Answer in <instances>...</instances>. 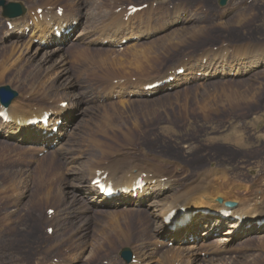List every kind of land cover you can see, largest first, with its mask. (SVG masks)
Listing matches in <instances>:
<instances>
[{"label":"rangeland","instance_id":"374dc122","mask_svg":"<svg viewBox=\"0 0 264 264\" xmlns=\"http://www.w3.org/2000/svg\"><path fill=\"white\" fill-rule=\"evenodd\" d=\"M7 1L22 3L28 10L41 8L42 16L48 4L55 3V7L65 8L66 20H82L76 31L82 36L66 42L50 63H44L42 55L52 49H45L36 59L28 56L3 73L1 67L12 58L13 43L7 38L10 28H6L12 21L2 17L0 8V87L9 86L28 99L49 93L56 101L64 98L67 104L80 102L64 150H56L54 157L55 148L28 147L8 140L7 129L0 131V264H51L53 260L61 264H123L119 254L124 248L144 259L142 264H162L165 250L183 249L180 245L168 247V242L166 249L155 252L154 247L162 243L143 231L140 215L130 217L124 237L110 230L104 214L97 213L99 208L88 206L78 189L77 173L97 155L95 140L117 150L115 156H108L111 159L126 154L155 162L165 159L172 163L169 171L179 166V173L186 175L199 166L222 165L233 176L240 172L248 176L252 181L244 183L249 186L264 177V65L252 72L242 70L248 73L239 78H214L179 87L184 79L174 92L162 94L163 90L152 99H125L117 93L122 87L130 93L126 96L141 97L138 91L146 81L166 76L182 60L199 59L202 53L224 45L240 48L229 57L232 69L238 67V61L245 62V56H249L246 62L259 59L264 64V0H230L226 9L219 7V0H162L167 1V7L164 12L159 8L161 14L149 9L129 19L128 23L137 27L141 24L142 28L127 36L124 34L128 30H117L122 25L120 15L112 17L114 23L109 20L118 1L143 6L152 0ZM176 2L187 8V20L169 28L167 18L175 26L186 11L169 8ZM53 13L56 11L50 15ZM149 31L151 36L138 44L113 47L134 37L143 39ZM120 34L123 37L118 39ZM106 40L113 46L101 44ZM229 53L226 48L208 53L211 61L203 68L211 72L216 67L215 72L222 74ZM188 69L193 74L202 66ZM128 78H139L142 89L129 83L108 86L109 81ZM43 82H47L44 88ZM104 88L107 95L103 98L111 99L116 94L121 99L99 100ZM233 136L244 145L227 141ZM71 148L72 153L66 155ZM45 149L51 153H41ZM70 161L75 163L70 165ZM70 189H77L74 196L67 194ZM49 210L56 216L48 218ZM49 228L54 230L53 235L47 234ZM223 230L213 237H220ZM190 245L195 250L199 247L195 240ZM200 248L197 254L201 260L196 264H264V237L243 235L229 250L216 255L211 248Z\"/></svg>","mask_w":264,"mask_h":264},{"label":"bare ground","instance_id":"6f19581e","mask_svg":"<svg viewBox=\"0 0 264 264\" xmlns=\"http://www.w3.org/2000/svg\"><path fill=\"white\" fill-rule=\"evenodd\" d=\"M50 4H48V7L46 6L47 13L45 15L43 14L41 19L40 15L37 14V8H34V15L28 13V15L26 14L27 17H25L26 15L23 16L24 18L20 17L22 19H10L12 21L10 25H13L15 28L14 31L7 32V38L12 40L13 43L11 50L12 58L8 62H4V66L1 67L3 73L9 68L14 67L15 64L26 61L28 56L32 59H36L38 56H41L40 53L45 49L52 50L43 53L42 60L44 63H50L54 57H57L62 50H64L62 47L69 41L66 39L64 43L61 44L51 38V22H54L55 25L61 24L62 27L64 24H71L72 21L66 20L67 16L60 18L56 13L50 15L52 11L49 7L56 5L55 3H53V5ZM24 7L26 8V6ZM112 22L114 23L113 19ZM27 29H30L29 34H27ZM81 36V33L78 34L75 37L76 40ZM37 40H39L40 44H35ZM43 40L45 42H54L53 45L42 48L41 42H43ZM260 63L261 61L259 59L251 60L250 62H241L240 60L238 61V67L234 70L235 74L239 75L244 69L250 71L256 66H259ZM207 72L210 71L208 70ZM168 78L169 74L163 76L162 79L158 81L154 80L150 83H146L142 87L145 88L154 83L163 82ZM186 78L187 77L176 80L171 87L175 88L179 86L181 82L187 81ZM123 80H130V78ZM42 84L44 88L47 82L45 85L44 82ZM125 84L127 83H124V85ZM73 85L74 84L70 85V87ZM139 87H141V85ZM144 88L138 92L141 96H148ZM162 91L163 90L155 91L153 94H159ZM117 93L122 97L130 95V93H127L122 87H119ZM42 96L37 94L31 96L30 99H28L27 96L24 97V95L18 96L7 111L11 118V122L7 123L1 119L3 125L0 127V131L2 132L7 129L5 133L8 140L18 142L28 147L38 148L39 146H43V148H51V143H53V141H58V145L54 151L64 150L63 146L67 141L69 129L80 109L78 107L80 102L68 104L67 107H63L62 105L65 103L64 98L56 101L52 94L45 93V96ZM49 101H53V103L51 104ZM3 111L4 109H1L0 114ZM44 112L52 113L55 121L58 119L63 120V126L60 128L58 136L54 137L52 140L43 139L33 130L32 126L26 125L28 120L40 117ZM227 141H232L241 146L244 145V143L240 142V139L235 136L228 138ZM93 146L97 150V155L84 165V167L79 169L77 173V178L79 180L78 189L84 194V198L89 207L99 208L97 213L104 214V217L111 226L110 230H115V232L124 235V231L129 225L130 217L133 215H140V221L142 222L140 225H142L143 231L150 232L156 236L162 244L169 240V242H172L175 246H182L183 249L173 248L165 250L161 257L162 264H176L178 262H182V264H196L200 262L201 259L194 249V245H190L189 242L192 237L195 239L198 236L204 238L202 239L201 246L207 249L211 248L214 255L229 250L232 243L242 239L243 235L248 238L264 237V227L258 229L260 222L264 220V177L256 179L255 183L253 182L254 184L249 186L244 183L252 181L248 176L243 175L242 172L233 176L228 168L222 165H203L199 166L200 168L192 174H180L179 172H181V170L178 168L179 166L174 170L169 171L167 169L168 166L172 165V163L168 162L169 160L166 161L165 159L158 158L155 162L151 161L149 158H137L129 154H126L123 158L122 156H117L116 159H111L108 158L109 155L115 156L117 154V150L115 151L113 147L107 145L103 141L101 142V140L93 141ZM40 150L42 151V149ZM57 151L53 152V157L57 154ZM71 151L72 148L70 150L68 149L66 155L72 153ZM71 161L70 165L75 163L74 161L71 163ZM99 171L107 172L109 174V180L116 188L124 186L131 188L133 181L145 174L147 175L145 180L147 187L136 199L132 196H123L120 199L109 202L100 197L98 192L91 186L92 181L95 180ZM88 179L89 183L87 182ZM241 190H243L244 193H242ZM75 191H77V189H70L67 194L74 196ZM229 204H235V208L232 209L231 218L236 216L241 218L246 217L244 225L240 226L238 220L230 222L228 220L223 221V219L211 215H195L199 210H209L212 212L230 210L228 208ZM180 208L186 209L189 214L192 215L190 217L191 224L185 229H178L176 232L171 233L168 231L167 225H165V216L171 210ZM108 223L105 222V224ZM248 227H252L249 232H247ZM220 228H222V230L224 229L221 232L222 235L216 238L213 237L220 232ZM208 236H211L210 240L206 239ZM122 237L123 236H121V238ZM131 251L133 252L132 249ZM136 259V264L145 263V260H142L140 257Z\"/></svg>","mask_w":264,"mask_h":264},{"label":"water","instance_id":"95a60500","mask_svg":"<svg viewBox=\"0 0 264 264\" xmlns=\"http://www.w3.org/2000/svg\"><path fill=\"white\" fill-rule=\"evenodd\" d=\"M228 0H220V5L225 6ZM0 7L3 8V16L9 19L22 17L26 13V9L19 3H9L6 0H0ZM18 97V93L13 91L10 87L5 86L0 88V102L2 105L8 107ZM122 257L128 262L131 260L129 251H124Z\"/></svg>","mask_w":264,"mask_h":264}]
</instances>
